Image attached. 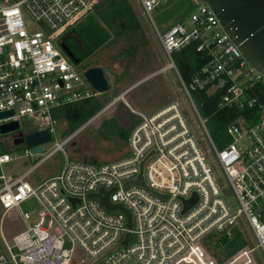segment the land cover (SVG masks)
Instances as JSON below:
<instances>
[{
    "label": "built area",
    "instance_id": "2783aa9c",
    "mask_svg": "<svg viewBox=\"0 0 264 264\" xmlns=\"http://www.w3.org/2000/svg\"><path fill=\"white\" fill-rule=\"evenodd\" d=\"M100 1L0 0V111H13L0 118V126L18 121L16 131H22L26 118L29 129L24 134L48 129L53 140L59 121L53 110L96 94L80 62L67 54L59 38L101 8ZM138 1L159 37L168 60L166 68L176 70L208 144L192 130L181 103L172 101L151 114L137 112L140 121L127 140L129 155L103 163L73 158L66 149L73 136L68 135L20 175L9 178L1 172L4 212L32 196L41 207L33 220L21 212L26 228L12 239L1 228L0 264H79L77 250L97 264H256V251L264 253V73L248 63L207 4L195 2L191 26L176 22L162 32L152 11L171 0ZM24 13L38 28L28 27ZM193 42H198L197 50L206 52L209 60L194 74L190 87L221 90V106L250 112L248 118L228 125L231 140L221 148L173 59L175 51ZM244 139L247 144L241 143ZM58 151L64 154L60 171L32 185L27 176ZM34 153L33 147H25V156ZM13 158L0 143V168ZM218 168L240 204L236 212L222 194ZM140 172L144 184H127ZM101 188L110 189V199L130 211L131 227L125 212L109 210L97 196H90ZM195 193L197 200L184 210V200ZM1 221L2 215L0 227ZM237 225L249 230L256 244L248 242L218 260L204 239L211 233L230 236ZM127 233L132 237L124 243Z\"/></svg>",
    "mask_w": 264,
    "mask_h": 264
},
{
    "label": "rangeland",
    "instance_id": "374dc122",
    "mask_svg": "<svg viewBox=\"0 0 264 264\" xmlns=\"http://www.w3.org/2000/svg\"><path fill=\"white\" fill-rule=\"evenodd\" d=\"M130 3L137 15L138 27L130 29L122 36H113L108 43L83 60L79 65V68L85 71L94 66L102 67L109 81V88L103 93L96 92V95L104 103L103 109L71 134L73 136L70 142L66 144L70 157L77 159L87 158L88 160L95 158L96 163H103L129 155L128 144L122 138L116 135L106 138L98 131L101 120L114 117L120 127L130 131L134 121L138 118V111L151 114L172 101L181 103L192 124V130L199 139L208 144L204 127L200 124L192 104L186 96L176 70L166 68L168 60L164 55L152 22L144 14L138 0H130ZM195 9L196 3L194 0H171L156 6L152 14L160 30L164 32L171 24L176 22L191 26L190 14ZM24 14L28 27L30 29L38 28V24L31 19L29 14ZM71 33L73 31H69L68 34ZM59 41L61 42V36ZM206 126L208 128L207 120ZM28 129L29 123L25 118L21 123V130L27 132ZM66 129L67 122L58 121L56 137L42 144L43 152L34 153L30 156L24 155L26 147L24 142L20 144L12 142L14 132L1 134V145L3 148L8 149V152L14 158L12 161L2 165L0 173L4 172L9 178L20 175L51 150L56 141H61ZM17 132L15 131V133ZM247 142L245 139L241 141L243 144H247ZM208 155L210 159H213V154L210 155L208 153ZM63 164L64 154L58 151L39 163L27 176V180L35 186L49 174L55 171L59 172ZM216 176L222 185L223 196L232 210L236 212L240 204L220 168L216 170ZM40 207L41 204L35 196L29 197L22 201L18 207L11 208L5 212L0 204V215H2V227H0V230L2 228L4 234L12 239L16 233L26 228L21 212L30 214V220H33L36 218V212ZM241 218L245 221L244 215ZM246 235L251 245L256 244V239L249 230H246ZM67 244L70 245V242ZM255 255L257 263L264 264V253L262 250L258 249ZM75 259L79 261V264H97L95 260L86 259L80 250L76 251ZM81 259H84V261L80 262ZM73 264L77 263L73 262Z\"/></svg>",
    "mask_w": 264,
    "mask_h": 264
},
{
    "label": "trees",
    "instance_id": "16d2710c",
    "mask_svg": "<svg viewBox=\"0 0 264 264\" xmlns=\"http://www.w3.org/2000/svg\"><path fill=\"white\" fill-rule=\"evenodd\" d=\"M100 3L101 8L97 7L94 14L86 15L66 30V32L73 31L76 34V36L70 35L72 37H70L67 45L76 57H81H79L80 60H85L108 43L113 36H122L130 29H136L139 25L130 0H101ZM197 44L198 42H193L175 51L173 59L181 78L190 88L192 98L200 114L207 118L208 130L212 139L221 148L231 140L227 133L228 125L243 117L248 118L250 112L248 109H241L237 106H221V90L211 92L206 89H192L190 87L194 74L209 60V55L206 52L197 50ZM103 107V101L95 94L56 107L53 110V116L59 121L67 122V129L63 133V138H65L92 119ZM139 121L140 117L138 116L133 126ZM98 131L106 138L116 135L125 142H127L130 133L129 130L120 127L114 117L102 119ZM4 151H8V149L4 148ZM84 160L96 163L95 158L92 160L84 158ZM204 241L207 250L218 260L230 256L249 242L246 232L239 225L232 228L230 236L211 233Z\"/></svg>",
    "mask_w": 264,
    "mask_h": 264
},
{
    "label": "water",
    "instance_id": "95a60500",
    "mask_svg": "<svg viewBox=\"0 0 264 264\" xmlns=\"http://www.w3.org/2000/svg\"><path fill=\"white\" fill-rule=\"evenodd\" d=\"M196 3L207 4L216 14L222 28L227 31L231 39L241 50L243 56L248 63L257 70L264 73V0H194ZM40 24L49 31L47 25L41 21ZM74 35L75 32L67 36ZM61 45L67 54L76 62H80V58L76 57L70 47L61 40ZM85 76L95 90L100 93L107 91L109 81L102 67L94 66L85 71ZM13 111H0V118L12 114ZM20 128L18 121L3 123L0 126L2 133L14 132ZM21 140L28 147H33L35 153L44 151L43 143L52 140V135L48 129L33 131L24 134L23 131L17 132L14 144H20ZM143 164V163H142ZM144 184L142 172L135 180L129 183ZM110 189L101 188L98 192L91 193L90 196H97L101 203L109 210H121L126 213L128 218V226H132L130 211L120 203H114L110 199ZM197 200L195 193L191 199L184 200V210L189 208ZM132 237L131 233H127L124 243H127Z\"/></svg>",
    "mask_w": 264,
    "mask_h": 264
},
{
    "label": "flooded vegetation",
    "instance_id": "af4514ba",
    "mask_svg": "<svg viewBox=\"0 0 264 264\" xmlns=\"http://www.w3.org/2000/svg\"><path fill=\"white\" fill-rule=\"evenodd\" d=\"M68 33H69V32H66V33H64V34L61 36V39H64V42H65L66 44H68L67 42L69 41L70 37H72V36H67ZM77 57H80V56H77ZM80 58H81V57H80ZM82 61H83V60L81 59L80 62H82ZM16 137H17V135H16V134H13V138L15 139ZM21 143H23L22 140H21Z\"/></svg>",
    "mask_w": 264,
    "mask_h": 264
},
{
    "label": "crops",
    "instance_id": "0c3cea01",
    "mask_svg": "<svg viewBox=\"0 0 264 264\" xmlns=\"http://www.w3.org/2000/svg\"><path fill=\"white\" fill-rule=\"evenodd\" d=\"M25 163H27V162H25ZM57 173H58V171H55V172L49 174L45 179H47V178H49V177H51V176H53V175H55V174H57ZM45 179H44V180H45Z\"/></svg>",
    "mask_w": 264,
    "mask_h": 264
}]
</instances>
